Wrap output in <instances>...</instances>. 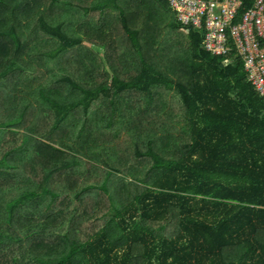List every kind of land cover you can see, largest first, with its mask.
Wrapping results in <instances>:
<instances>
[{
	"label": "trees",
	"instance_id": "obj_1",
	"mask_svg": "<svg viewBox=\"0 0 264 264\" xmlns=\"http://www.w3.org/2000/svg\"><path fill=\"white\" fill-rule=\"evenodd\" d=\"M182 25L0 0V264H264V98Z\"/></svg>",
	"mask_w": 264,
	"mask_h": 264
},
{
	"label": "built area",
	"instance_id": "obj_2",
	"mask_svg": "<svg viewBox=\"0 0 264 264\" xmlns=\"http://www.w3.org/2000/svg\"><path fill=\"white\" fill-rule=\"evenodd\" d=\"M182 28L202 32V46L225 60L239 57L264 98V0H168Z\"/></svg>",
	"mask_w": 264,
	"mask_h": 264
},
{
	"label": "rangeland",
	"instance_id": "obj_3",
	"mask_svg": "<svg viewBox=\"0 0 264 264\" xmlns=\"http://www.w3.org/2000/svg\"><path fill=\"white\" fill-rule=\"evenodd\" d=\"M181 30L182 31H184V32H187L186 30H184L182 27H181ZM120 42V41H119ZM118 42V43H119ZM125 48V46H122V49H124ZM177 98L176 97H174V96H172V98H171V100H176Z\"/></svg>",
	"mask_w": 264,
	"mask_h": 264
},
{
	"label": "crops",
	"instance_id": "obj_4",
	"mask_svg": "<svg viewBox=\"0 0 264 264\" xmlns=\"http://www.w3.org/2000/svg\"><path fill=\"white\" fill-rule=\"evenodd\" d=\"M189 31H187V33H188ZM186 33V32H185Z\"/></svg>",
	"mask_w": 264,
	"mask_h": 264
}]
</instances>
